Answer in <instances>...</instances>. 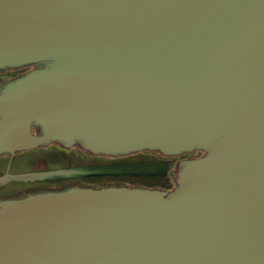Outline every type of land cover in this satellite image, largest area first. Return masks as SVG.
Masks as SVG:
<instances>
[{
	"label": "water",
	"instance_id": "95a60500",
	"mask_svg": "<svg viewBox=\"0 0 264 264\" xmlns=\"http://www.w3.org/2000/svg\"><path fill=\"white\" fill-rule=\"evenodd\" d=\"M22 67L0 91V153L199 156L176 163L169 190L1 201L0 264H264V0H0V70ZM170 169L82 167L0 184Z\"/></svg>",
	"mask_w": 264,
	"mask_h": 264
},
{
	"label": "rangeland",
	"instance_id": "374dc122",
	"mask_svg": "<svg viewBox=\"0 0 264 264\" xmlns=\"http://www.w3.org/2000/svg\"><path fill=\"white\" fill-rule=\"evenodd\" d=\"M11 72H8V75ZM68 152H56L45 148L38 149L37 152L31 151L22 153L19 155V163L15 167L17 172H45L54 170L57 168H73L84 165H96V166H114L121 164H133L134 162L145 161L149 159H156V156L151 154H134L119 158H97L94 160L86 159L84 157H78L81 151L77 149L67 150ZM195 156V154L193 155ZM180 158H176V161ZM179 162V161H178ZM142 179L130 177L126 179H104V180H87V179H68L67 181H61L57 183H39L36 189L39 191H59L72 187H108V186H120L128 188H142V189H172L174 184V175L168 179L155 178L147 180L146 177H140ZM145 178V179H143ZM102 185V186H101Z\"/></svg>",
	"mask_w": 264,
	"mask_h": 264
},
{
	"label": "flooded vegetation",
	"instance_id": "af4514ba",
	"mask_svg": "<svg viewBox=\"0 0 264 264\" xmlns=\"http://www.w3.org/2000/svg\"><path fill=\"white\" fill-rule=\"evenodd\" d=\"M29 70H31V67H22V68H18V69L0 70V91L6 83L22 76L24 73L28 72ZM8 72H11V74L8 75ZM31 134L38 135L39 133H38L37 129L32 128ZM41 148L54 150L56 152H68L67 150L62 149L56 145L38 147V149H41ZM36 149L28 150V151H22L18 154H13V155H11L9 153H0V178L3 177L4 175H19V174L33 173L31 171L17 172L14 169L18 165V163L20 162L18 159L20 154L26 153V152H31V151H34ZM71 149H77V150L81 151L77 146H74ZM68 150H70V149H68ZM139 154H143V153H139ZM148 154L156 156L157 158L156 159H149V160H145V161L134 162L133 164H137V163L168 164L171 167L169 174L166 177L160 176V178H166V179H168L172 176L173 170L175 169L176 163L178 161L187 160V159H191V158H195V157L199 156L198 153H195V156H193L194 154L192 153V154H183V155H178V156H167V157L162 156L158 153H148ZM78 157H84V158L90 159V160H94L97 158H105V157L91 156L87 153H84L83 151H81V153H79ZM176 158H180V159H178L176 161ZM82 167H89L90 168V167H101V166L84 165V166L73 167V168H82ZM60 169H71V168L70 167H68V168H57L54 170H60ZM54 170H49V171H54ZM87 179H90V178H87ZM67 180H60V181L45 180V181H33V182H31V181L30 182L29 181L28 182H22V181L9 180L6 183L0 184V202L4 201V200L20 199V198L26 197V196L31 195V194L45 192V191H39L36 189V186L39 183L61 182V181H67ZM73 180H77V179H73ZM92 188H94V187H92ZM95 188H99V187H95Z\"/></svg>",
	"mask_w": 264,
	"mask_h": 264
},
{
	"label": "trees",
	"instance_id": "16d2710c",
	"mask_svg": "<svg viewBox=\"0 0 264 264\" xmlns=\"http://www.w3.org/2000/svg\"><path fill=\"white\" fill-rule=\"evenodd\" d=\"M126 178H130V177H102V178H90V179H87V180H104V179H116V180H119V179H126ZM157 178H159V177H157ZM138 179H142V178H138ZM143 179H145V178H143ZM146 179L149 180V179H155V178H146ZM51 183H57V182H51Z\"/></svg>",
	"mask_w": 264,
	"mask_h": 264
}]
</instances>
